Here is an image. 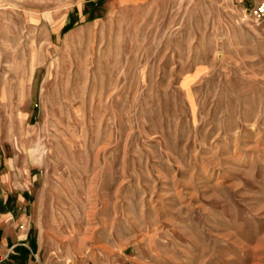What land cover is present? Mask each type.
I'll return each instance as SVG.
<instances>
[{"label": "rangeland", "instance_id": "374dc122", "mask_svg": "<svg viewBox=\"0 0 264 264\" xmlns=\"http://www.w3.org/2000/svg\"><path fill=\"white\" fill-rule=\"evenodd\" d=\"M256 1L0 0L34 264H264Z\"/></svg>", "mask_w": 264, "mask_h": 264}, {"label": "crops", "instance_id": "0c3cea01", "mask_svg": "<svg viewBox=\"0 0 264 264\" xmlns=\"http://www.w3.org/2000/svg\"><path fill=\"white\" fill-rule=\"evenodd\" d=\"M257 2V1H256ZM8 173L0 175V264H34L28 236L31 224L26 221L22 208V195L14 187L19 183ZM26 249L22 255V250Z\"/></svg>", "mask_w": 264, "mask_h": 264}, {"label": "built area", "instance_id": "2783aa9c", "mask_svg": "<svg viewBox=\"0 0 264 264\" xmlns=\"http://www.w3.org/2000/svg\"><path fill=\"white\" fill-rule=\"evenodd\" d=\"M250 14L257 23L264 25V0H257Z\"/></svg>", "mask_w": 264, "mask_h": 264}, {"label": "trees", "instance_id": "16d2710c", "mask_svg": "<svg viewBox=\"0 0 264 264\" xmlns=\"http://www.w3.org/2000/svg\"><path fill=\"white\" fill-rule=\"evenodd\" d=\"M32 244H33V248H34L35 245H34V243H32ZM33 248H32V249H33ZM25 250H26V249H23V250H22V252H21L22 255H23V253H24ZM23 263H24V259H23L22 257H20L19 260H18V264H23Z\"/></svg>", "mask_w": 264, "mask_h": 264}]
</instances>
